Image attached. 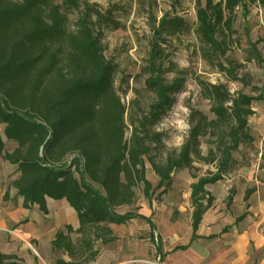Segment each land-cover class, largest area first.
Wrapping results in <instances>:
<instances>
[{"label": "trees", "instance_id": "trees-1", "mask_svg": "<svg viewBox=\"0 0 264 264\" xmlns=\"http://www.w3.org/2000/svg\"><path fill=\"white\" fill-rule=\"evenodd\" d=\"M254 0H204L197 2V35L207 49L223 52L218 31L231 29L234 15L242 8L248 14V3ZM80 6V0H0V156L16 166L18 177L11 185L24 197L26 207L39 204L45 210V199H66L76 210L81 222L82 250L95 257L87 237L89 228L112 233L108 224H122L142 218V213L116 211L117 206L135 201V187L144 184L148 196L152 187L146 176L145 157L149 155V127L155 124L175 102V94L185 84L183 76L171 81L165 76L163 51L159 36L167 30L185 26L181 17L163 15L154 25L155 36L149 55L150 77L147 88L156 99L151 110L132 133V145L123 139L125 107L114 93V67L102 50L98 31L92 22L106 18L90 5L78 18L74 30L69 29L68 14ZM93 16L95 19L93 20ZM109 19V18H108ZM220 64L221 71L234 81L246 82L237 67ZM202 94L215 114L208 120L195 109L190 118L188 140L178 154H168L164 163L152 159V167L160 183H169L172 174L182 168L193 169L195 159L215 163L216 171L198 177L192 184V239L199 238L198 226L212 205L214 197L206 186L224 178L232 170L233 150L242 142H252L248 118L254 114L251 104L264 99V85L259 94H233L225 84L199 81ZM114 107V112L109 107ZM222 129L217 145L208 155L199 149L200 137L211 129ZM108 132V133H107ZM6 142L16 143L9 149ZM194 178H196L194 176ZM252 191L247 190L245 199ZM104 224V225H101ZM65 230L72 231L67 224ZM155 241V235H152ZM110 236L104 242L108 243ZM53 250L68 251L71 261L55 257V264H81L76 260L77 248L69 234L61 230L52 241ZM179 248V247H177ZM0 264H26L15 253L0 251Z\"/></svg>", "mask_w": 264, "mask_h": 264}, {"label": "rangeland", "instance_id": "rangeland-1", "mask_svg": "<svg viewBox=\"0 0 264 264\" xmlns=\"http://www.w3.org/2000/svg\"><path fill=\"white\" fill-rule=\"evenodd\" d=\"M198 1L204 5V0H80V6L68 14L70 30L75 29L86 6L90 5L95 11L107 16L92 22V25L98 31L106 60L114 67V93L125 107L123 139L128 145H132V133L141 126V118L151 110L156 99L154 92L146 85L151 75L148 66L150 49L153 39L157 37L153 27L163 15L171 18L179 16L185 21V26L178 31L167 30L158 37L163 62L168 69L165 76L169 81L176 76H183L185 84L175 94L173 106L149 127L150 136L158 135L157 140H149L150 152L145 157L146 176L152 187L147 196L144 184L138 183L135 201L115 208L120 213L134 211L144 214L154 228L140 218L121 226L113 225L120 241H113L110 245L100 243L98 248L103 254L102 260L94 264H111L121 260V249L126 246L131 252V264H162L169 248L191 242L194 208L190 197L191 187L198 177L215 172L216 164L195 159L192 170H177L168 184H162L152 167V159L164 163L168 154L181 151L188 140L190 118L195 109L201 111L208 120L215 118L209 100L201 92L200 80L225 84L233 94L239 91L259 94L264 85V0L248 3L246 16L242 8L236 10L231 29L225 27L217 33L219 39L224 41L223 52L218 53L207 49L195 31ZM219 63L238 66L237 74L245 78L246 82L231 80L221 71ZM251 107L254 114L248 118V122L254 140L240 143L232 151V170L223 179L206 186L214 201L206 211L201 229L203 234L190 244L191 247L194 245V255L199 257L197 264H217L223 257L220 252H224L240 235L249 239L246 248L255 252L256 240L251 237L264 234V99L254 100ZM114 110L113 106L109 107L111 113ZM3 128L4 125L0 124L2 137ZM222 131L214 128L200 137L201 153L208 155V151L213 148L215 155L220 154L215 147L224 135ZM6 144L11 150L16 147L14 142ZM15 176L7 180L8 187ZM247 190L252 191L248 200L244 196ZM57 206L58 202L50 204V217L46 224L54 225L59 220L56 216ZM40 210L39 206L32 208L29 217L39 218L35 212L39 213ZM26 211L25 208H18V204H15L14 209L0 210V232L3 233L0 251H12L26 264H52L49 260L52 259V253L46 246L49 229L43 232V248L41 240L33 238L40 225H37L38 221L34 225L27 224ZM89 229L93 232V228ZM94 230L98 231L96 228ZM5 231L10 232L13 238H10V234L5 235ZM17 235L24 237L21 239ZM152 235L157 236V242L152 240ZM79 239L80 236H74L78 248L76 260L81 264H93L88 260L89 252L82 250ZM159 244L162 247L161 255L157 252ZM142 246L145 247V253L137 257L135 252ZM108 248L110 250L106 251ZM261 249L264 250V247ZM59 255L61 253L56 252L55 256Z\"/></svg>", "mask_w": 264, "mask_h": 264}, {"label": "crops", "instance_id": "crops-1", "mask_svg": "<svg viewBox=\"0 0 264 264\" xmlns=\"http://www.w3.org/2000/svg\"><path fill=\"white\" fill-rule=\"evenodd\" d=\"M3 141H6V138L2 137ZM9 147V145H8ZM15 170H16V166L12 163H10L7 160H4L1 156H0V210H6V209H14L15 208V204H18V208H25L27 211L26 213V217L27 219L25 220L27 222V224L30 225H34L36 221H38L40 225L39 229L37 230L36 234H34L33 238L34 239H40L41 243L44 248V243H43V239H44V234L43 232H45V229H49L47 234L48 236V240H47V245L49 248V251H51L52 253V259H49L50 262L52 264H55V254L56 252L53 250V246H52V241L56 238V235L59 231L63 230L65 231V234H69L70 240L73 242V244L75 245V241H74V236H80L81 239V244H82V239L84 238V235L82 234V232H78V229L80 228V220H79V216L77 215L76 210L70 205V203L66 200V199H59V200H55L53 198H46L45 202H46V209L45 210H40V212L38 213L37 211L35 212L36 216H40L39 218H31L29 217L28 213L30 212V210L32 208H36V206H39V204H34L31 207H26L24 204V197L21 195H18V190L17 188L13 187L12 185H10L8 187L7 184V180L13 176L16 175L15 177H13L12 181L14 179H16L18 177V174H15ZM11 175V176H10ZM208 190V189H207ZM8 192V195H6ZM58 202V212H56V216L58 217V221L54 223V225H50V224H46V222L48 221L49 216V207L51 203H56ZM41 208V207H40ZM206 214V213H205ZM204 214L203 219L201 221V223L199 224V228L197 231V235L199 237H201V234H203L201 232V229L203 228V223L205 222L206 219V215ZM29 217V218H28ZM46 218V219H45ZM142 219V218H140ZM132 220H138V218L135 219H131L128 221H132ZM144 220V219H143ZM126 221V222H128ZM147 221V220H146ZM125 222V223H126ZM125 223L122 224H116V223H110L108 224L109 228L112 229V233L109 235L107 234L104 230L102 229H98V231L94 230L95 228H93V232L92 231H88V235L87 237L89 238L91 244H93V250H98V253L96 254L95 257L91 258L90 262H98L100 260H102V256L103 254L100 252L101 250L98 248L101 244L104 245H110L111 242L113 241H120V238L116 237V233L113 229V225L114 226H121L124 225ZM67 224H70L72 226V231L68 232V230H65V227ZM104 225V224H101ZM95 231V233H94ZM5 235L10 234V238L13 236L11 235L10 232L5 231L4 233ZM3 235L2 232H0V237ZM21 239L24 236H19ZM110 236H113L114 239L110 240V242L105 243L104 240L108 239ZM252 239L256 240V248L257 250L255 252L249 251L246 247L248 245L249 239L246 240L242 235H240L238 237V239L231 244L227 249H224V252H220L221 255H223L222 258L219 259L217 264H264V250L261 249V247H264V234H260L258 236L256 235H252L251 237ZM79 239V240H80ZM197 239V238H196ZM155 240L156 242L158 241L157 236H155ZM192 239V234H191V242L189 243H184V244H177L174 248H169L167 255L163 256L162 259V264H197L198 262V256L196 257L195 254V249H194V245H192L193 247L190 246V244L193 242ZM101 243V244H100ZM39 245V243H38ZM77 248V245H75ZM40 247V246H39ZM179 247V248H177ZM78 249V248H77ZM110 249H106V251H109ZM7 252H12V251H7ZM89 255H90V251ZM157 252H159V254H162V247L159 244V247L157 248ZM165 252V251H164ZM4 253V252H3ZM13 253V252H12ZM145 253V247H141L140 249H137V251L135 252V255L137 257H140V255H143ZM219 253V252H218ZM121 260L115 261L111 264H131V260L132 258L130 257L131 252L129 247H125L121 249ZM51 257V255H50ZM54 257V258H53ZM89 257V256H88ZM160 257V256H159ZM61 259L67 261H71V255L69 254V252L66 250H61ZM140 261V260H138ZM93 263V264H94ZM110 264V263H108Z\"/></svg>", "mask_w": 264, "mask_h": 264}, {"label": "water", "instance_id": "water-1", "mask_svg": "<svg viewBox=\"0 0 264 264\" xmlns=\"http://www.w3.org/2000/svg\"><path fill=\"white\" fill-rule=\"evenodd\" d=\"M5 126V125H4ZM4 129V128H3ZM4 137H5V134H4ZM6 138V137H5Z\"/></svg>", "mask_w": 264, "mask_h": 264}]
</instances>
